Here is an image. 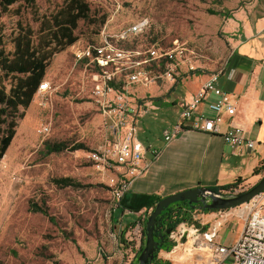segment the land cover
<instances>
[{
    "label": "rangeland",
    "instance_id": "374dc122",
    "mask_svg": "<svg viewBox=\"0 0 264 264\" xmlns=\"http://www.w3.org/2000/svg\"><path fill=\"white\" fill-rule=\"evenodd\" d=\"M62 1L37 0L33 6L20 0L8 13L0 14L8 51L13 50L9 37L18 24L37 31L38 18L58 10ZM87 1L98 18L106 16L104 25L81 22L79 40L53 57L43 81L50 89L38 91L30 107L21 109L24 117L0 161V264H136L141 246L133 251L119 245L121 211L116 212L120 207L112 209L109 180L116 172L98 171L89 157L111 142L113 129L105 125L92 98L91 70L76 64L74 53L97 41L105 27L118 33L147 20L148 27L135 36L140 37V44L135 45L148 48L145 45L153 47L156 42L171 47L178 41L202 56L205 72L219 73L230 52V21L224 16L225 10L233 17L240 10H248L254 0ZM132 90L138 96L145 91L141 86ZM145 106L150 109L143 118H137L136 127L140 137L149 142L162 133L167 119L153 110L160 106L156 101L149 100ZM166 108L173 107L169 104ZM46 126L50 132L42 134L40 130ZM61 142L70 149L80 145L82 149L45 155L46 144ZM263 176L264 172L256 175L234 194L251 189ZM62 177H70L84 187L56 185L53 180ZM31 204L43 207L49 217L31 211ZM135 243L137 240L134 247ZM185 248L181 250L185 260L201 263L197 261L201 253Z\"/></svg>",
    "mask_w": 264,
    "mask_h": 264
},
{
    "label": "crops",
    "instance_id": "0c3cea01",
    "mask_svg": "<svg viewBox=\"0 0 264 264\" xmlns=\"http://www.w3.org/2000/svg\"><path fill=\"white\" fill-rule=\"evenodd\" d=\"M228 20L230 52L219 70L218 85L230 94L235 112L229 115L225 110H217L214 94H210L208 100L193 111V120L200 116L213 118L221 115L223 123L219 134L191 129L193 120L180 118L215 72L201 70L189 73L180 70L175 84L165 83L160 88L145 90L133 97L137 98V108H133L136 111L135 126L137 118H143L150 109L145 106L149 100L160 105L153 110L163 113L167 121L162 133L149 142L144 141L137 130L138 139L146 147L152 146L160 152L156 158L150 150L146 153L148 168L130 181L129 189L116 211H121L119 233L134 225L131 231L125 233L129 242L142 241L139 236L141 224L161 199L198 187H222L237 180L242 181L240 187L247 186L256 177L254 171L264 160V0H254L248 10H240ZM169 104L173 108H166ZM181 123L182 129L175 138L166 142L164 130L173 129ZM231 126L243 128L246 138L255 142L252 151H246L239 157L231 155L222 137ZM247 217V206H240L208 213L194 212L180 225L190 232L196 229L200 232L216 231L215 241L230 247L238 240ZM172 242L174 248L170 252L163 250L161 260L171 264H195L183 257L184 239ZM178 246L181 249H177ZM197 258L201 262L199 264H211L207 256L198 254Z\"/></svg>",
    "mask_w": 264,
    "mask_h": 264
},
{
    "label": "built area",
    "instance_id": "2783aa9c",
    "mask_svg": "<svg viewBox=\"0 0 264 264\" xmlns=\"http://www.w3.org/2000/svg\"><path fill=\"white\" fill-rule=\"evenodd\" d=\"M147 27V20L135 22L118 33L105 27L98 43L77 48L74 53L75 63L84 62V67L91 70L92 98L100 108L105 125L113 129L111 142L89 157L98 171L116 172L109 179L115 210L128 191L130 181L148 168L146 153L150 150L156 158L160 152L152 146L146 147L138 139L134 124L136 111L133 109L137 108L133 102L136 93L132 87L141 86L148 91L152 87L160 88L165 83L175 84L180 70L189 73L203 70L202 56L178 41L168 48H129L124 45ZM218 79L219 74L215 73L204 83L182 112L181 120H193V111L206 102L210 94L217 98L214 103L217 110L234 114L230 94L219 87ZM49 89V83H42L39 91ZM193 122L191 129L216 135L220 133L223 117L219 114L213 118L200 116ZM182 126L183 123L164 130L165 141H172ZM40 132L48 134L49 126ZM222 137L234 157L242 156L255 147V142L246 138L244 129L238 126H231ZM243 206H247L248 217L238 240L230 247L215 241L216 231L200 232L196 229L190 232L180 224L171 233V239H184L186 244L192 241V248L207 256L211 264H264V192ZM139 236L142 237V231H139ZM136 246H141V242L137 241Z\"/></svg>",
    "mask_w": 264,
    "mask_h": 264
},
{
    "label": "trees",
    "instance_id": "16d2710c",
    "mask_svg": "<svg viewBox=\"0 0 264 264\" xmlns=\"http://www.w3.org/2000/svg\"><path fill=\"white\" fill-rule=\"evenodd\" d=\"M20 0H0V14H6L10 8L16 5ZM37 0H26V2L36 4ZM216 15V13L211 12ZM225 17L232 19L230 11L225 10ZM39 28L37 31L28 26L18 24L16 32L10 35L9 40L13 45V50L8 51L7 43L8 36L5 32V27L0 23V161L5 157L12 141L16 135L18 122L24 117L21 109L26 110L30 107L34 96L39 91L40 85L46 77L47 69L51 60L56 54L61 53L68 47L73 46L78 40L77 30L81 22L90 25H104L106 16L98 18L97 14H93L91 6L87 0H63L62 5L58 10L38 18ZM101 34V33H100ZM99 34V35H100ZM100 37V36H99ZM99 42L93 41L87 45L96 44ZM140 37L134 36L130 42L124 44L129 48H141ZM154 46L168 48L167 46H159L153 42ZM145 47H152L145 45ZM170 47V46H169ZM84 67V62L78 63ZM82 149V146H74L69 148L66 143L46 144L45 155L58 154L66 150L75 151ZM264 172V160L260 166L254 171V175H259ZM60 187L81 188L84 187L81 183L70 177H62L53 180ZM242 181L237 180L233 184L222 187H214L210 190L222 196L234 195L236 190H240ZM243 193V192H241ZM31 211L41 213L47 217L48 212L38 204L30 205ZM112 209H114L112 204ZM213 212L214 210H205L198 208L190 210L186 202L178 203L170 206L159 217V222L155 231L156 241H160L163 232L168 233L165 236L164 242H168L162 250L170 252L174 248L173 242L169 239L170 233L182 222L189 219L194 212ZM115 223L117 218L114 214L111 216ZM148 216L142 222V236L140 250L145 243V222ZM54 223L55 220L50 217ZM134 225L131 226V231ZM119 234V245L124 250H133L134 242H129L125 233ZM178 249H181L179 247ZM139 250V252H140ZM138 254V251L136 252ZM154 264H171L168 261L158 260Z\"/></svg>",
    "mask_w": 264,
    "mask_h": 264
},
{
    "label": "water",
    "instance_id": "95a60500",
    "mask_svg": "<svg viewBox=\"0 0 264 264\" xmlns=\"http://www.w3.org/2000/svg\"><path fill=\"white\" fill-rule=\"evenodd\" d=\"M264 192V176L251 189L231 196H222L214 193L208 188L198 187L186 190L172 196L161 199L148 215L145 222V243L137 257V264H148L155 257V252L163 247L165 236L156 241L155 231L159 222L160 215L170 206L186 202L190 210L198 208L205 210H227L243 206L249 203L256 196ZM200 204V206H198Z\"/></svg>",
    "mask_w": 264,
    "mask_h": 264
},
{
    "label": "flooded vegetation",
    "instance_id": "af4514ba",
    "mask_svg": "<svg viewBox=\"0 0 264 264\" xmlns=\"http://www.w3.org/2000/svg\"><path fill=\"white\" fill-rule=\"evenodd\" d=\"M198 206H200V204H199ZM167 234H168V233L163 232L161 235L166 236ZM169 239L172 241V239H171V233H170V235H169ZM167 244H168V242H164V246L167 245ZM162 251H163L162 249L159 250V251H156V252H155V257H154V259L150 260V261L148 262V264H154L156 261L160 260V253H161ZM136 264H137V263H136Z\"/></svg>",
    "mask_w": 264,
    "mask_h": 264
},
{
    "label": "bare ground",
    "instance_id": "6f19581e",
    "mask_svg": "<svg viewBox=\"0 0 264 264\" xmlns=\"http://www.w3.org/2000/svg\"><path fill=\"white\" fill-rule=\"evenodd\" d=\"M194 243L192 241H189L187 244H186V248L187 250H191V248L193 247ZM180 246L177 247V249L179 248ZM182 250V249H181Z\"/></svg>",
    "mask_w": 264,
    "mask_h": 264
}]
</instances>
